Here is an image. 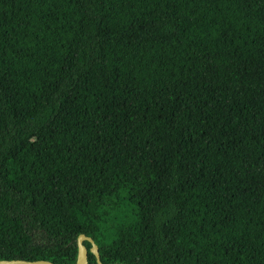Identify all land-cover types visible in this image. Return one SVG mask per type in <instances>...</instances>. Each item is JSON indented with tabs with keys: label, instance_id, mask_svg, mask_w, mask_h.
<instances>
[{
	"label": "trees",
	"instance_id": "1",
	"mask_svg": "<svg viewBox=\"0 0 264 264\" xmlns=\"http://www.w3.org/2000/svg\"><path fill=\"white\" fill-rule=\"evenodd\" d=\"M80 232L103 264H264V0H0V259Z\"/></svg>",
	"mask_w": 264,
	"mask_h": 264
},
{
	"label": "water",
	"instance_id": "2",
	"mask_svg": "<svg viewBox=\"0 0 264 264\" xmlns=\"http://www.w3.org/2000/svg\"><path fill=\"white\" fill-rule=\"evenodd\" d=\"M83 240L89 241L90 245L88 250L93 253L97 264H103L99 259V252L97 244L94 242L91 236L82 232L78 233L75 238L76 243V257L75 261L71 264H87V247L84 245ZM0 264H56L49 259L36 258V259H22V258H10L0 259Z\"/></svg>",
	"mask_w": 264,
	"mask_h": 264
}]
</instances>
